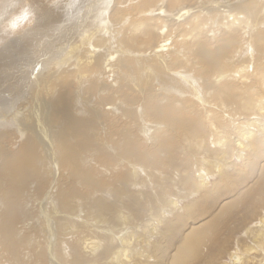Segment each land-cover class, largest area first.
<instances>
[{
	"label": "bare ground",
	"instance_id": "1",
	"mask_svg": "<svg viewBox=\"0 0 264 264\" xmlns=\"http://www.w3.org/2000/svg\"><path fill=\"white\" fill-rule=\"evenodd\" d=\"M81 1L82 0H70V2L67 1L68 4L63 2L60 3V5H63H61L63 7H61L62 10L60 8L62 14H58V12L54 15L50 12L47 13L48 11L45 12V6V8L43 7L45 10L43 8L39 9L41 12L37 15L38 18L36 17V20H40L38 22L39 25L36 24L37 26L34 27L38 30L33 29L29 32H25L22 39L20 38L17 40L16 38L17 41H15L7 51H3L4 57L14 53L20 58L22 57L25 59L30 57V53L32 56L34 52H36L34 49L35 47H39L44 49L41 52L42 55H44L51 49L59 48L56 47V44L52 45L55 42V38L50 42L51 36H55L54 34L52 35V32H60L61 34L57 35V37L62 36L63 43H70L68 47L66 45L64 46V44L61 45V42V48H59L61 52H58V50L52 55L49 61L47 59V66L45 63L43 68L37 67L38 70L41 69L42 74L37 81L35 79L30 85L31 87L28 90L30 91V94L27 93L24 98H21L20 96L17 97V91L25 89L30 81H24V75L26 73L21 71L23 69L20 70V75H17V69L12 67L17 63L14 59L6 58L7 61L5 60L8 62L6 63L8 65L4 64V66L9 68V70H6L5 73H1L0 86H5L7 90L2 95L0 94V100L5 99V102L11 108H13L12 105L15 103L17 106L13 117L9 119L8 123L5 121L6 124L2 125V132L0 133V240L4 243L1 247L8 249L13 245L24 246L25 241H27L29 242L31 249L33 248L32 251L34 254H32L34 257H40L43 259L42 257L44 256L49 260V263L51 262V264H62L59 262L62 257L65 261H70L69 264H81V259L79 260L70 255V249L67 247L68 244L66 243V240L68 241L71 239L76 233L83 232H90L91 238L94 236L91 233L97 231L96 234L98 233L102 234L101 236H108L107 240L102 244L99 237L96 238L97 241H92L93 238H91V241H89V239L88 241L85 240L83 242V244H85L83 247L85 250L88 248V251H98V249L95 248L99 246V255L94 251L95 254L98 255V258L95 255L94 256L96 259H99V261H107L108 264H151V261L155 259L157 254L158 264H264V163L261 162L264 158V96L260 94L259 98L251 99L253 91L257 86L255 85L256 81L254 79L252 82L250 81V84H247L246 82L245 85L243 84L242 88H246L244 90L246 93L244 94L247 96V102L245 103H243L241 97L233 98L230 95L222 96L224 89L218 84V82L213 85L214 82L221 81L225 78L222 70L226 68L229 70V75L231 72H234L235 74V76L232 75L233 78L228 77L225 82L227 83V88L229 89L230 94L236 96L238 93H235L234 91L241 88L237 86H241V79L246 78L244 74L248 73L250 67L248 63H250L251 60L250 57L254 56V58L264 66V0H256V3H263L262 9L257 7L256 4L255 6L249 5V7H247L248 4L245 6L242 3L244 0H236V3H234L236 5H233L232 7H228L229 5L226 3L224 6V0H220L221 3H223L222 5L216 0L214 3L215 5L212 3L213 1H209V3L211 2V6L207 5L206 8V6L204 7L205 0L198 4L199 8L197 9V13L192 14L191 11H189L190 9L186 10L187 8H182L181 11L179 10L181 12H179L180 14L176 12V15H173L174 18L172 21L181 22L180 24H182V26L190 28L189 33L191 39L197 43L196 48L192 50V55L198 61L199 70L196 74H198L199 77H197L196 80L198 81L201 91L198 93V88L193 84V80L191 81L187 75L183 76L180 73L169 74L166 83L168 80H172L175 82L177 81L176 85L178 86H183V84L185 86L187 84L186 92L182 89H179V91L181 90L180 92L176 91V93L182 98L185 96V93L189 92V88H192L195 92V96L199 99L196 103L197 106L193 109H196V112H193V110H189L188 112V110L180 109V106L183 104H190L189 99H185L186 97L183 98V101H180L173 95L170 96L164 94L163 96H160L161 94L159 93L158 99H155L153 91H149L146 96L149 97V106L143 107L139 104L140 107L136 110V108H134L135 106H133V98L126 92V90L143 94V91L149 89L146 90L138 85L135 87L130 86L132 88L127 87V74H125L123 70L122 76L117 77L118 83L120 84L119 88L115 87L117 89L114 94L108 92L110 85L107 84L108 82L106 81H109V78L113 79V77L116 76L115 74H117V72H113L114 70L112 71L116 65L113 64V68L111 66L116 58L120 60L121 66L124 68L125 72L128 71V68L131 66L130 64L139 67L141 63H144L142 57L138 59L139 61H135L134 57L136 56H128L126 53L127 48L147 53H151L152 51L151 55H158L155 56V58H158L157 60H159L161 67L164 68L165 63L167 62L166 59L159 55L160 52L169 53L177 51V56H179L180 52L184 53L183 48L178 47L175 49V46H172L174 37L168 38L170 32V20H168L169 22L167 21V24H164L163 18L161 19V22L163 23H161L162 25H153L147 21L150 22L151 17L154 16L148 18L149 11L142 9V6L138 7L141 0H136L135 4L129 6L123 4L122 7L127 6V12L132 11L133 16L145 15V19H139V24L138 22H132L130 24L129 22L124 23L125 21H123L125 28L126 26L128 28L123 30L121 35L119 34V39H115V44L118 46V52L113 55L118 57H113L112 53L108 52L110 49V43L107 42L104 46V38L103 41V39H97L93 36L92 38L89 36V38L87 37V41L84 42L82 47H80L75 41L77 35L70 33L71 29L68 31L64 30V28H70L75 25V21L69 20L68 24H63L64 26L62 25L61 28H58V26L61 25L59 24V16L61 17L63 15V18L66 16H72L73 18V15L80 8L79 6L77 9V6ZM108 1H106V4ZM173 1L178 2L179 0ZM145 2L146 0H143V6ZM168 3L174 4L172 3V0H169ZM115 4L117 3H114V5ZM166 4L167 1L165 0L163 3L164 10L166 7V10L172 7L166 6ZM226 5H228V8H226ZM64 6H66L67 11H63ZM75 6L76 8L74 9ZM111 6L113 7V5ZM159 7L160 6H158V11L163 15L159 14L158 11L157 15L160 17H164L165 15V17H168L166 15H168L169 12L164 14V10ZM114 8L115 15L118 17L124 13L123 9L126 7L122 9L123 12L120 11L121 9L119 10V8ZM204 15L213 18V20L215 18L216 21L210 20L212 23L218 21V25H215L218 27L217 29L220 30L218 32V37H222L226 40L225 44L218 46L216 49L211 47L214 40H211V38H208L205 35L203 38H200L199 34L204 32L203 22L206 21L205 19L204 21L202 19ZM133 16L125 15L124 18L129 17L130 19H133ZM84 17H86V15H81L78 11L77 19L80 18V20H85L86 18ZM170 17H172L171 14ZM118 18L116 21H120ZM143 20L146 22H143ZM188 20L190 22H187ZM118 23L116 22V24ZM123 28H121V30ZM154 31H157V37L159 36L156 40V34H154ZM93 32L90 31V33ZM237 32L240 34H237ZM111 34L115 35L113 33ZM239 35H241V38L243 37L242 35H245L246 42L244 41V45L238 47V51L235 53L237 56H224L226 50L231 51V48H233L232 46L235 44ZM106 38H109V36ZM114 38L115 37H113L112 41ZM152 44L153 47H150ZM86 46H88V49ZM102 46H104V48H102ZM82 51L87 54L86 57H84L85 54L82 56ZM254 54H256V56ZM46 56H48L47 53ZM139 56L140 54L137 55V57ZM130 57H133V59ZM180 57L182 56L180 55ZM235 59L238 60V65L234 64ZM25 61L27 60L25 59ZM116 61L118 60H115L114 62ZM25 66L27 67L28 64ZM236 76L239 79L238 82H236L237 84L234 82ZM261 76H263V74ZM175 86L173 88H175ZM261 86H264V77L261 78ZM18 87H20V89ZM97 88L101 89V91H99V96H97ZM170 89L171 88L169 87L166 88V92L170 93ZM10 90L13 92L11 100L8 99ZM0 91L2 90L0 89ZM250 92L252 94H249ZM85 95L87 97H84ZM206 97L210 98L211 101H217L221 104V107L218 105L216 109L219 108V110H224L223 115L226 118L236 120L238 117L246 125L247 129H242L243 127L236 129L231 126L230 128L234 129V132L236 130L240 132L236 138L232 137L233 139L231 142L222 141V137L215 140V137L219 136V131L214 129L213 124L211 123L212 120H209V123H211L209 126H212L214 133L218 134L214 137L212 143L213 145H218V147L220 146L222 148L220 149L216 147L218 148V152L213 154V156H215L214 159L216 160H212V171H214L213 173L216 172L222 175L220 181H218L219 183L217 185L214 184L215 189L213 192H210L213 189H207L208 177L205 173L206 171H203L204 166L198 164L201 161L197 163L198 166L196 172L198 175L196 178L190 177L188 173L184 175L182 174L184 176L182 179L179 177V179H177L176 184L181 183L183 187L190 188L196 192L201 190L203 193V203L201 205L195 203H189V205L186 206L184 205L185 208L183 213L185 211L184 216L188 219L201 218V216L210 212L211 206L217 202L220 197L225 198L223 201L219 200V204L216 208L217 211L211 215L210 219L205 221L201 220L197 224L192 223L185 229H180L178 227L181 224L184 225L185 222L182 215H177L170 221L164 220L165 217H168L167 214H170L171 211L166 213L165 211L159 212L158 210L157 220L151 216V219H154L155 221L150 228H148L149 225L146 226V223L141 224L143 232L144 234L147 232V234H145L147 236L145 237V235H143L137 238V229L130 225L132 220H130L129 217L139 216L141 215L140 213L143 212L140 207V200L137 198H140L141 196V194H139L140 191L136 192V195L131 196L134 199L130 207L133 214L127 216L126 214H123L122 210L119 211V205L118 209H115L117 207L115 204L122 200L123 195H126V190L122 188H114L113 185L115 184L103 186L101 181L98 180L96 187L99 190V200L96 203H87L83 205V207L86 206L89 208L87 211L80 210V207L82 206L81 200L75 198L73 191L58 188L60 184L68 179V177L59 178L57 176V166L61 163H65L67 166L71 167L72 175L76 177V180L86 185H95L85 162L79 161L81 148H86L90 145V142L101 132L116 133L120 135L127 126L124 123V119L127 122L131 120L129 123L132 124V127L137 124L135 121L136 118L141 122L138 116L142 117V114H145L146 118V114L148 113L152 119L158 121V125L154 124L149 128L150 131L157 129L156 133H158V140L155 139L157 138L155 137L151 141L153 142L157 140V143H155L158 144V146H156L155 143L154 146L158 147V150L160 151H166V155L168 156L171 153L169 150H172L174 146L178 145V142L173 139H166V137H164L166 134L174 136L181 134L185 135L189 140L188 146L194 141L196 144L198 143L197 145L194 143L197 148L201 147L205 131L208 134L211 129L209 126V128L205 129V126L201 124L202 122L200 121V116L204 115V117H208L207 106L209 104ZM117 101L118 104H116ZM252 101L256 104L255 106H251ZM247 103L249 106H247ZM102 106H104L109 112L104 114L101 110ZM203 106H205L206 110H204V113L202 112L204 109ZM234 107H236L237 110H235ZM198 110H202L201 113H199ZM187 112L193 117H188ZM162 127H164V129H162ZM12 131L17 134V138L20 140L19 148L18 146L16 147L18 148L17 150H13V143L11 140L14 138V135ZM131 132L132 128L130 127L129 132L127 131V138L125 140L127 145H121L116 149V158L107 154L105 158L106 160L121 162L119 166L127 164L131 166V169H134L135 172L141 169V167H144L146 170H143L140 173L142 175L147 173V169L149 170V168L158 169V171L155 170L158 172V177L156 176L157 179H160V176L163 175V172L166 169H172V167L177 166L175 160L170 158L166 169H160L161 163L159 161L146 158L142 155L143 153L135 148H133V150L131 147L132 141L130 139ZM151 138H153V134L149 135V141ZM167 140L170 143L174 142L171 147ZM226 143L227 147H225ZM232 144L235 149L237 148L238 151H241L240 157L242 156L241 159L246 170L237 171L235 169L228 175L229 167L233 166L230 161L231 152H229V150L232 149ZM182 148L181 150H186V148ZM149 150H151V148L148 149V151ZM209 150L211 151V148ZM134 151L139 157H136ZM208 162H210V160ZM149 163H151V165L154 164V166L147 168ZM257 165L259 169L256 172L254 170ZM220 175L218 177H220ZM134 176H137V174H134ZM208 176H210V174ZM120 180L123 182H130L131 175L124 172L120 176ZM16 183L20 184L16 186ZM38 185L39 189H35ZM221 190H223L222 193H216L221 192ZM213 193L215 196L216 194H221L217 201L212 198ZM26 194L27 199L24 202L25 204H22V208H27L22 211V213L24 212V216L22 217V214H16V212H13V207L17 208L20 206L17 198H20V196H26ZM88 195L92 198V191L89 192ZM111 196L114 198L113 203H109L112 202ZM164 197H162L161 194H158V200H162L163 203ZM233 197L238 200V204H233L231 201ZM165 202H168L169 207L172 209H176L173 208V206H176L177 204L175 199H169ZM51 206L53 213H49L48 211V207ZM32 207L36 208V216H32V213L28 211V208H31L32 211ZM67 208L72 212L68 213L66 211ZM79 214L84 215V217L82 218L78 216ZM53 215L54 217H50ZM222 221H224V226L221 228H225L224 233L226 235L219 237V231L221 229L220 224ZM82 222L83 224L80 226L78 223ZM85 223L89 224L85 225ZM90 223H95L96 225L93 227ZM190 223L191 222L188 224ZM158 225L161 226L160 229L158 228ZM32 226L36 227L34 232L38 233L40 230L43 234L44 244L42 246H34V241H29L25 238L24 234L26 232L27 234L30 233L29 230ZM97 229L101 230L98 231ZM208 230L211 232L209 235ZM59 233H61V236L58 241L57 235H59ZM215 235H218V237H214ZM240 235L242 236L238 238ZM155 238H158V241H156ZM235 239H237V242L234 244L233 240ZM20 240L24 242L20 243ZM77 240L80 242L82 239ZM152 245L153 252L149 249ZM122 260L124 262H122ZM32 262L36 264L37 261L35 262L33 258ZM0 264L10 263H5L4 260H0Z\"/></svg>",
	"mask_w": 264,
	"mask_h": 264
},
{
	"label": "rangeland",
	"instance_id": "2",
	"mask_svg": "<svg viewBox=\"0 0 264 264\" xmlns=\"http://www.w3.org/2000/svg\"><path fill=\"white\" fill-rule=\"evenodd\" d=\"M63 1H65V0H0V40H1L0 41V75H1V73H5L6 70H9V68L4 66V64L8 63V62H6L7 61L6 58H12V59H14L17 62L15 64L16 66L15 65L12 66L13 68L17 69V71L19 73V74L17 73V75H20V72L24 71L26 73L24 75V77H25L24 81H30V83L23 90H21L20 87H18L20 90L17 91L18 92L16 94L17 97L20 96L21 98H24L27 95V93L30 94V91H28L29 88L31 87L30 85L34 82L35 79L37 81V79H39V76L42 74L41 69L38 70V68H43L44 64L47 62V59L49 61L50 58L52 57V55H54L56 53V51L59 50L58 52H61L60 49H59V48H61V46H60L61 42H62L61 45L64 44V46L66 45L68 47H69L70 43H68V42H64L63 43L62 36H58L57 37V35L61 34L60 32H52V35L54 34L55 36H51L50 42L53 41L54 38H55V42L52 45L56 44V47H59V48H54V49H51V50L47 51L46 53H47L48 56H46V53L44 55H42L41 52L44 49L43 48H39V47L38 48L37 47L34 48L36 50V52H34V54L32 56H31V53H30V57H29L30 59L29 58H25L27 61H25V59H23L22 57L20 58L18 55L14 54V53L10 54L9 55L10 57L9 56L4 57L3 56V54H4L3 51H7L8 48L11 47L12 44L15 41L19 40L20 38L22 39L23 38V34L25 32H29V31H31L33 29L34 30H38L37 28H34V27L39 25L38 22L40 20L39 19L36 20L37 15L41 12V10H39V9H42L45 6L46 8L45 7L44 8L46 10L44 8L43 9L45 10V12L48 11L47 13L50 12V13H52V15H54L56 12H58V14H62V11L60 12V8L63 5L61 4L62 5L61 6L60 3H62ZM67 1L70 2V0H66L63 3H67L68 4ZM106 1H108V0H106ZM106 1H104V0H93V1L92 0H82L81 3H79L78 6L77 5L76 6H77V9L80 6L78 11H79V13H81V15L82 14L86 15V17H84L86 19L85 20H80V18L77 19L78 11L76 12V10H75L76 13L73 15V18H72V16L71 17L66 16L65 18H63V15L61 17L59 16L58 19H60L61 22L59 20L58 21H59V24H61V25H59V24H57V25H59L58 28H61L63 24L64 25L68 24L69 20L75 21V23H74L75 25H73L70 28H64V30L68 31V30L71 29L72 32L70 31V33H72L74 35H77V38L75 39V41L78 43V45H80V47H82L84 42L87 41L89 36H91V37L93 36V37H95L97 39H103L104 38L105 39V41L103 39L104 46H105V44L107 42L110 43V49H109L108 52L112 53L113 57H118V56H114L113 55L116 52H118V49H117L118 46L115 44V39H119L120 35L123 33V30L128 28L127 26L125 28V25H123V21H125L124 23L129 22L131 24L132 22H136V23L138 22V24H139L140 20L145 19V15L133 16V12L132 11H130V12L126 11V9H128L127 6H129L131 4H135L136 0H122V2H121V0H109L107 4H106ZM164 1L165 0H146V2L144 3V6H143V0H141L140 3L138 4V7L142 6V9H144L146 11H149V16L147 15L148 18L151 17V16L155 17V18L151 17V19H150L151 21L150 22L147 21L148 23H152L153 25H155V24L156 25H158V24L162 25L163 23L167 24L168 20L171 21L169 23V29H170L169 35H170V37L168 35V38L174 37L172 46L173 47L175 46V49L178 48V47L183 48L184 49V53L180 52L179 56H177V54H178V53H176L177 51L169 52V53H166V52L165 53H161L160 52L159 55H161L162 58L166 59V62H167V63H165V68H164V67H161V64L159 63V60H157L158 58L157 59L155 58V56H158V55H151L152 51H151V53H147V52H140L138 50L127 48L126 49V51H127L126 53L128 54V56H136V57H134L135 61L136 60L139 61L138 59H140L142 57V61L144 63H141V65L139 67H136V66H133L132 64H130L131 66L128 68V71L125 72L124 68L121 66L120 60L118 58H116L115 60H118V61L114 62L115 61L114 60L113 61L114 63L112 62L111 66L113 68V66L116 65L114 67V69H112V71L114 70L113 72L114 73L117 72V74H115L116 76H114L113 79L109 78L108 79L109 81H106V82H108L107 84L110 85V87L108 89V92H110L112 94L115 93V90L117 88H119V86H120V84L118 83V78L117 77L122 76V74L124 72L125 74H127V77H126L127 82L126 83L129 85V86L127 85V87H130V86H134L135 87L136 85H138V86H140V87H142V88H144L146 90L149 89L147 91H143V94H139L137 92H131V91L126 90V92L130 96H132L133 104H134L133 106H135L134 108H136V110H137V108L140 107L139 104H141L143 107H148L149 106V100H148L149 97H146V96L149 93V91H153V94H154L153 96H154L155 99H158L159 93L161 94L160 96H163L164 94L165 95L168 94L170 96L173 95V96H175L177 98V100H180V101H183V98L186 97L185 99H189V103L190 104H183L182 106H180V109L181 110H188V112H189V110L192 111L197 106L196 103L199 100L195 96V92L193 91V89L189 88V92L185 93L187 91V88H186L187 84L185 86L183 84L184 87L183 86H178V85H176L177 81L175 82V81H172V80H168V82L166 83V79L169 76V74L172 75V73H180L183 76L187 75L190 78L191 81L193 80L192 81L193 84L195 85V87L197 86L196 88H198L197 92L200 93L201 89L199 88L198 81L196 80L197 77H199L198 74H196V72L199 70L198 61L192 55V50L196 48L197 43L194 40L191 39V35L189 33L190 28H188L187 26L185 28V26H182V24H180L181 22L180 23L179 22H174L172 20L174 18L173 15H176L175 14L176 12L179 13L182 10V8L183 9L187 8L186 10L190 9L189 11H191L192 14L197 13V11H198L197 9L199 8L198 4L200 2H202V1H205V0H179L178 2H175V1L172 0V3H174V4H169L168 3L169 0H166L167 1L166 6H172V7L168 8V10H166L167 7L164 10V6H163ZM209 1H211V2L213 1L212 2L213 4L215 3V0H206L205 1L206 4L204 2V7L206 6V8H207V5L211 6V4H210L211 2L209 3ZM216 1L220 2V5H222L224 3L223 4L224 6H225V3L228 4L229 6L226 5V8L232 7L233 5H236V4H234V3H236L235 2L236 0H224L225 2L223 1V3H221L220 0H216ZM114 3H117V4L114 5ZM242 3L245 6H247V4H248L247 7H249V5L250 6H255V4H256V6L259 7L260 9H262V7L264 6L263 3H261V4L259 2L256 3V0H253V1L244 0V1H242ZM123 4L127 5V6H123L122 7ZM111 5H113V7ZM76 6L74 7V9L76 8ZM158 6H160L159 8L164 10L163 11L164 14H167V12H169V14L166 15L168 17H165V15H164V17H160V16L157 15L158 12H159L158 11ZM110 7H112V8L116 7L117 9L119 8V10L121 9L120 11H122V9L124 7H126V8L123 9L124 10V13L122 14L123 16L119 15L118 16L119 18H118L115 15V8L112 9ZM62 8H61V10H62ZM216 9H217V7H216ZM65 10H66V6H64L63 11H65ZM86 13H88V14H86ZM124 14L128 15V16H133L134 18L133 19H130L129 17H125L124 18V16H125ZM159 14H162V13L159 12ZM170 14H171L172 17H170ZM117 18L120 21H116ZM166 18H168V19H166ZM65 19H67V20H65ZM113 19L117 23L118 22H120V23L122 22V23L121 24L120 23L116 24V22ZM126 19H127V21H126ZM161 19L164 20L163 23L161 22ZM202 19H203V21H204V19L206 21L205 22L202 21L203 22V28H204L203 31L204 32H201L199 34L200 38H203V36L205 35L208 38H211V40H214V43L211 46L214 49H216L220 45L225 44L226 40L224 38H222V37H218L219 36L218 32L220 31L219 29H217L218 27H216L218 25V23H217L218 21L217 22H213L214 23V25H213V23L210 20L216 21L215 18L213 20V18L206 17L204 15V17ZM189 20H190V18H189ZM189 20L187 22H190ZM165 21H166V23H165ZM143 22H146V21L143 20ZM98 24H99V26H98ZM179 27H180V29H179ZM121 28H123V29L121 30ZM103 29H105L106 31L103 30ZM111 29H113V30H111ZM118 30H119V32H118ZM9 31H11V32H9ZM79 31H81V32H79ZM90 31L91 32L94 31V32L90 33ZM156 32L157 31H154V34H156V36L154 35L155 36V40L157 38H159V36L157 37L158 34ZM8 33H9V35H8ZM102 33H104V34H102ZM111 33H113L115 35H112ZM84 34H86V35H84ZM237 34H240V33L237 32ZM103 35L106 36V37L109 36V38H106ZM249 35H250V33H249ZM240 36L241 35H239V37H237L235 44L232 46L233 48H231V51L226 50L224 52V56H231V57H233V56L236 57L237 56V54H235V53H236V51H238V47L239 46L240 47L243 46L244 45L243 42L246 40V36L245 35H242L243 39ZM113 37H115V38L112 41ZM244 37H245V39H244ZM16 38H17V40H16ZM162 39H164V38H162ZM176 41H178V42H176ZM245 44H247V43H245ZM104 46H102V48H104ZM86 47L88 49V46H86ZM150 47H153V44ZM173 47H171V48H173ZM131 50H133L134 52L131 51ZM158 50H160V49H158ZM160 51H163V50H160ZM233 52H234V54H233ZM81 53H82V56H83V54H85L84 57H86L87 54L85 52L82 51ZM136 53L140 54V56L137 57L138 54H136ZM248 53H249V51H248ZM143 54H145V55H143ZM180 55L182 57H180ZM254 55L256 56V54H254ZM130 58L133 59V57H130ZM250 58H251L250 63H248L249 66H250L249 69H248V73L244 74V76H246V78H242L241 79L242 85L241 86H237V87H241V88H238V90L236 89L234 91L235 93H238L236 96H233V95L230 94V91L227 88V83L225 82L228 77L229 78H233L232 75L235 76L234 72H231V74L229 75V70H227L226 68H224L222 70L224 72L223 76H225V78H223L221 81H216L213 84V85H215L218 82V84L224 89V91L222 93V96L230 95L233 98L241 97L243 99V103L247 102L246 101L247 96L244 94V93H246L244 91L246 88L244 89L242 87H243V84L245 85V82L247 84H250L253 81V79L256 81L255 85H257V86L255 87V90L253 91V94L251 92L249 93V94H252L251 99L253 100L255 98H259L260 94H262L264 96V86H261V78L264 77V66H262L261 63L258 62L256 60V58H254V56H252ZM152 59H155V60H152ZM235 62H234V64L238 65V60L237 59H235ZM47 63H46V66H47ZM26 64H28L27 67L25 66ZM6 65H8V64H6ZM9 66H11V65H9ZM21 69H23V70H21ZM27 69H30V70H27ZM122 70H123V72H122ZM262 74H263V76H261ZM27 75H28V77H27ZM145 75H146V77H145ZM195 75H196V78H195ZM235 78H236L235 80H237V81L234 80V82L236 83V82H238L239 79H238L237 76ZM161 84H163V85H161ZM18 85H19V83H18ZM32 86H34V85H32ZM174 86H175V88H173ZM200 86H201V84H200ZM115 87H117V88H115ZM168 87L171 88L170 89V93L166 92V88H168ZM130 88H132V87H130ZM0 89L3 91V92L0 91L1 95L7 90V88L5 86L4 87L0 86ZM179 89H182L184 91L186 90L184 92L185 96H183V98L179 94L176 93V91H179ZM14 91H15V89H14ZM99 91H101V89L97 88V96H99V93H100ZM9 92H10V94H9ZM9 92H8V94H9L8 99L11 100L12 97H13V92H11V90ZM3 97H6V96H3ZM84 97H87V96L85 95ZM206 100H208V104H209L207 106V108H208V117L209 118L208 117H204V115L200 116V121L202 122L201 124H203L205 127L203 125L202 126L205 129H207V128L210 127L209 125H211V123H212L214 129L219 131V133H218L219 136H216L218 134L214 133L213 127L211 126L210 127L211 128L210 129V133L208 132V134H207L206 131L204 133V136H203L204 140L202 142L201 147L197 148L196 145L198 143L196 144L194 141L191 143L190 146H188L189 145V140L187 139V137L185 135L181 134V135L174 136V135H171V134H169V135L166 134V135H164V137H166V139H173L174 141L178 142V145L174 146L172 150L171 149L169 150L171 153L168 156V155H166V151H164V150L160 151V150H158V147L154 146L157 143L156 141L158 140V133H156L157 129H154L153 131L149 130V128H151V126H153L154 124L158 125L159 124L158 121L152 119L148 115V113L146 114V116H147L146 118H145V114H142V117L138 116V118H139V120L141 122H139L137 120V118H136L135 121L137 122V124H136V126L132 127V124L129 123V122H131V120L127 122L124 119V123L127 126L125 127V129L122 131V133L120 135L116 134V133H104V132H101L94 140H92L90 142V145H88L86 148H81V151L79 153V161L80 162H85V164L87 166V169L90 172V175H91L92 180L94 181L95 185L94 186L86 185V184L76 180V177H74L72 175L71 167L67 166L65 163L64 164L61 163V164H59L57 166V171H58L57 176L59 178L68 177V179L66 181H64L62 184H60L58 186V188L63 189V190L73 191L74 195H75V198L81 200L82 206L80 207V210L81 211H84V210L87 211L89 208L84 206L85 207V209H84L83 205H85L87 203H96L99 200V198H98L99 190L96 187V183H97L98 180L101 181L103 186H107V185H110V184H115V185H113L114 188H119V189L122 188V189L126 190V195H123L122 196V200L118 201L115 204L117 206L115 209L117 210L118 209V205H119L120 206L119 207V211L122 210L123 214H126L127 216L133 214L132 210H130V207H131V203L133 202L134 199L131 196L132 195H136V192L140 191L139 194H141V196H140V198L139 197H137V198L140 200V203H141L140 207L142 208L143 212L140 213L141 215H139V216H131V217H129V219L132 220L131 221L132 223H130V225H132L134 228L137 229L136 230V237L137 238L139 236H143V235L147 234V232L144 234L143 227H141V224L146 223V226L149 225L148 228H150L152 226V223L155 220H157L156 218L158 217V210H159V212L165 211L166 213L168 211H171L170 214H167L168 217H165L164 220H169L170 221V220L174 219L177 215H182L183 220H185V222L183 221L184 225L181 224L178 227L180 229H183V228L185 229L186 227L190 226L192 223H196L197 224L201 220L205 221L207 219H210L211 215L213 213H216V211H217L216 208H217V206L219 204V200L223 201L225 198L220 197V199H218L221 194H216V196H215L214 193H213L212 194V196H213L212 198L216 199V201L218 199V201H217L218 203L215 202L211 206L210 212L204 214L203 216H201V218L198 217L197 219L196 218H189L188 219V218H186L184 216L185 215V211L183 213V210H184L185 206L189 205V203H195L197 205H201L203 203V198H202V194L203 193H202L201 190L196 192L195 190H192L190 188L183 187L181 185V183L176 184L177 183V179H179V178L182 179L184 177L183 175L184 174H188V173H189L190 177L196 178L197 175H198V173L196 172L197 166H198V164H201V166H204L203 167V169H204L203 171L204 172L206 171L205 173H206V175L208 177L207 189L208 190L213 189L212 191H210V192H213L214 189H215V185H217L219 183L218 181H220V179L222 177V175H220L219 173H216V172L213 173L214 171H212V167H211V165L213 163L212 160H216V159H214L215 156H213V154L218 152V148L222 149L220 146L218 147V145H216V146L213 145V143H212L213 139L216 136L215 140L217 138L219 139V137L220 138L222 137L221 138L222 141L224 140L226 142H228V141L231 142L234 137L236 138L240 134V132H238V130H236L234 132V129H232V128L238 129L240 127H243L242 129H246V125L238 117H237L236 120H233L231 118H229V119L226 118L223 115V111L224 110H222V109L219 110V108L216 109V107L218 105H219V107H221V104H219L217 101H211L210 98H208V97H206ZM116 104H118V101L116 102ZM255 105L256 104L253 103V101H252L251 102V106H255ZM12 106H13V108H11L5 102V99L0 100V133L2 132V130H1L2 125L6 124L5 121L8 123L9 119H11L13 117V115H14L15 108H16L17 104L15 103ZM247 106H249L248 103H247ZM203 108H204L203 111L202 110H198L199 113H201V111L204 113L205 106H203ZM234 108H235V110H237L236 107H234ZM101 110L104 112V114L109 112V111L106 110V108H104V106L101 107ZM196 111H197L196 109L193 110V112H196ZM188 112H187V116L191 118L192 115H190ZM210 119L212 120L211 123H209ZM190 122H191V120H190ZM188 124H187V128H188ZM231 126H232V128H230ZM130 127L132 128V132L130 133V137H131L130 139L132 141V144H131L132 149L135 148V149L139 150L141 153H143L142 155H144L148 159H153V160L159 161L161 163L160 169H164V170L166 169V166H167L170 158H173L175 160V163L177 164V166L176 167L175 166L172 167V169H166L163 172V175L160 176L161 180L157 179V177H158V174H157L158 173L157 172L158 169L149 168L150 166H154V164L151 165V163H149L147 168H149L150 171L147 169L148 172L145 173L144 175H142L140 173L143 170H146V168H144V167H141V169H139L138 171L135 172V170L131 169V166H129L127 164L124 165V166H119L121 164V162H114V161L105 159L107 154L108 155L110 154L112 157L116 158V156H117L116 149L118 147H120L121 145H127L125 140L127 138V131L129 132V128ZM162 129H164V127H162ZM250 129H252V128H250ZM139 131H140V134H139ZM145 133H146V135H145ZM151 134H153V138H151L150 141H149V135H151ZM13 135H14V138H12V140H11L12 143H13V150H17L19 148V143H20L19 141L20 140L17 138V134L15 132H13ZM155 137H157V138H155ZM154 138L157 139V140L152 142L151 140H153ZM167 142L170 145V147L174 143V142L170 143L168 140H167ZM17 146H18V148H16ZM156 146H158V144H156ZM147 147H148V149L151 148V150L148 151ZM153 147H155V148H153ZM180 147L181 148L183 147L184 149L186 148V150H181ZM214 147H215V149H214ZM216 147H218V148H216ZM225 147H227V143H226ZM210 148H211V151L209 150ZM232 149L229 150V152H231L230 161L232 162L234 167L233 166L229 167L228 175L231 174L230 172H233L235 169L237 171L246 170V168H244L243 161L241 159L242 156L240 157L241 151H238L237 148L235 149L233 144H232ZM135 155H136V157H139L136 152H135ZM209 160H210V162H208ZM199 161H201V162H199ZM205 162H206V164H205ZM261 162L264 163V158H263V161H261ZM258 169H259V167L257 165L256 169L254 171L257 172ZM155 170H157V171H155ZM174 170H176V171H174ZM209 170L212 173H210ZM124 172L129 173L131 175L130 182H123V181L120 180V176ZM170 172H172V173H170ZM194 172H196V173H194ZM134 174H137V176H134ZM209 174H210V176H208ZM179 175L180 176L182 175V176L180 177ZM219 175H220V177H218ZM29 183H30V181H29ZM19 184L20 183H16L15 185L18 186ZM233 186H234V184H233ZM17 188H19V187H17ZM35 189H39V185L37 187H35ZM184 190H185V192H184ZM91 191H92V198H90L89 195H88L89 192H91ZM168 191H169V193H168ZM182 192H183V194H182ZM222 192H223V190H221V192H216V193H222ZM25 193H26V191H25ZM25 193H24V195H25ZM158 194H161L162 197L165 196L164 199H163L164 203L162 202V200H158ZM166 196H169V197H166ZM26 199H27V194H26V196H20V198L19 197L17 198V201H18L20 206H18L17 208L13 207V212L14 213L15 212H16V214L20 213V214H22L21 215L22 217L24 216V212L22 213V211L25 210L27 207L23 209L22 208L23 207L22 204L26 201ZM111 199H112V202H109V203H113L114 198L112 196H111ZM169 199H172V200L175 199L179 206L177 204H176V206H173V208H176V209H172L171 207H169V203L165 202V201H168ZM231 201L233 202V204H238V200L236 198H234V197L232 198ZM241 201H243V200H241ZM15 205H16V203H15ZM19 208H20V210H19ZM32 208H33L32 211H31V208H28V211L30 213H32V216H36L37 215L36 208L35 207H32ZM48 211H49V213H51V212L53 213L52 206L48 207ZM66 211L68 213L72 212L69 208H67ZM78 216H80L82 218L84 217V215H80V214ZM140 216H142V217H140ZM151 216L155 220L151 219ZM50 217H54V215L50 216ZM83 221H85V220H83ZM189 222H191V223L188 224ZM19 223H20V221H19ZM78 224L81 226L83 224V222L82 223H78ZM87 224H89V223H85V225H87ZM91 225H93V227H94V225H96V224L92 223ZM220 225H221L220 228L223 227L224 226V221H222ZM226 226H228V225H226ZM158 228L160 229L161 226L158 225ZM35 229H36V227L32 226V228L29 230L30 233L27 234V232H26L24 234V236H25V238L27 240L34 241L35 242L34 246L35 245L42 246L44 244V242H43V240H44L43 234L40 232V230L38 231V233L34 232ZM99 230H101V229H99ZM138 230H140V231H138ZM96 232L94 231V232L91 233V234L94 235V236L91 237V238H93L92 241H97L96 238L99 237L101 243L103 244L107 240L108 236H101L102 234H98V233L96 234ZM219 232H220L219 233V237H223L224 235H226L224 233L225 232V228L224 229L221 228ZM222 233H224V234H222ZM209 234H211L210 231H209L208 235ZM134 235H135V233H134ZM57 236H58L57 240L59 241L61 233H59V235H57ZM146 236L147 235H145V237ZM241 236L242 235L238 236V238H240ZM214 237H218V235H215ZM91 238H90V232H83V233H76L71 238L72 240L71 239H69L68 241L66 240V243L68 244L67 247H69V249H70V251H69L70 255H72V257L78 258L79 260L81 259L80 261L83 264H108L107 261H103V260L99 261V259H96V257L98 258V255L100 253V249H99L100 247L99 246L97 248H95V249H98V251L97 250L88 251L89 250L88 248H86L87 250L84 249L83 246H85V244H83V242L85 240L88 241L89 239H90L89 241H91ZM77 239H82V240H80L81 243ZM237 239L233 240L234 244L237 242ZM155 240L158 241V238H155ZM19 242L23 243L24 241L20 240ZM26 242L27 241H25V245L24 246L13 245L11 248L9 247L8 249H6L4 247H1V246L4 245V243H3V241L0 240V248H2V249H0V260H4L5 263L8 262L10 264H31V262L33 261V258H34L35 262L37 261L36 264H41V263L42 264L43 263L44 264H51V262L49 263V260L47 258H45L44 256L42 257L43 259H41L40 257H38L39 259L37 257H34L33 256L34 252L32 251L33 248L31 249V247L29 246V242H27V243ZM150 247H149L150 251L153 252V245L150 246ZM24 248H26V249H24ZM79 249H80V251H79ZM94 251H96V253L98 255L95 254ZM27 252H28V254H27ZM29 254L32 255V256H30ZM28 255H29V257H28ZM23 256H25L26 259ZM61 256H63V255H61ZM152 256H153V254H152ZM157 257H158V254L155 257V259L151 261V264H158V258ZM100 258H102V257H100ZM60 260H62V261H60ZM60 260H59V262H61L62 264H66V263L69 264V262H70V261H65L63 257ZM91 261H93V262H91ZM122 262H124V261L122 260ZM32 264H34V263L32 262Z\"/></svg>",
	"mask_w": 264,
	"mask_h": 264
}]
</instances>
